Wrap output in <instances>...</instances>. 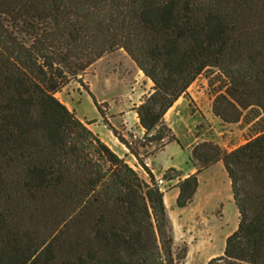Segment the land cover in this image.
Here are the masks:
<instances>
[{"label":"trees","instance_id":"16d2710c","mask_svg":"<svg viewBox=\"0 0 264 264\" xmlns=\"http://www.w3.org/2000/svg\"><path fill=\"white\" fill-rule=\"evenodd\" d=\"M115 49L152 82L133 109L143 136L127 140L86 90L147 179L56 97ZM207 70L212 113L257 132L231 151L203 142L194 173L164 175L183 208L198 174L222 162L239 221L206 264H264V0H0V264H179L144 157L178 141L165 115Z\"/></svg>","mask_w":264,"mask_h":264},{"label":"rangeland","instance_id":"374dc122","mask_svg":"<svg viewBox=\"0 0 264 264\" xmlns=\"http://www.w3.org/2000/svg\"><path fill=\"white\" fill-rule=\"evenodd\" d=\"M13 31L25 45L31 44L30 36L15 29ZM82 81L83 85L76 80L70 81L56 93V97L79 119L90 123L88 128L110 145L141 177L147 178L137 160L106 128L86 89L101 104L106 120L115 124L127 140L134 142L143 136V131L139 129L133 109L152 91V82L122 49H115L92 63L82 75ZM217 86L218 80L210 70L198 76L188 88L186 96L179 98L165 115V121L178 141L170 142L160 153L144 157V162L150 163L156 171L154 185L156 176L163 175L167 181L163 193L173 228L174 246L178 253L185 254L179 264H206L211 258L222 255L226 238L238 226L239 214L222 162L198 174V189L190 203L183 208L175 203L178 180H168L164 175L169 167L180 171V179L183 174L194 173L195 160H190L191 152L203 142H211L231 151L256 134L258 126L252 123L245 120L225 123L212 113ZM152 149L153 145H149L139 150Z\"/></svg>","mask_w":264,"mask_h":264},{"label":"crops","instance_id":"0c3cea01","mask_svg":"<svg viewBox=\"0 0 264 264\" xmlns=\"http://www.w3.org/2000/svg\"><path fill=\"white\" fill-rule=\"evenodd\" d=\"M143 74V73H142ZM179 100V99H178ZM177 100V101H178ZM176 103V102H175ZM174 107V105L170 108V109H172ZM169 109V110H170ZM108 123L109 124H111L113 127H115L116 129H117V126H115V124H113L111 121H108ZM105 125V124H104ZM139 125V124H138ZM139 129L141 130V131H143L142 130V128L140 127V125H139ZM115 138V137H114ZM116 139V138H115ZM117 140V139H116ZM117 142H118V140H117ZM119 143V142H118ZM120 144V143H119ZM120 145H122V144H120ZM110 146V145H109ZM123 146V145H122ZM124 147V146H123ZM125 148V147H124ZM126 149V148H125ZM147 165V167L150 169V171L154 174V175H156V171H155V169L152 167V165L149 163V164H146ZM173 168H175V167H173ZM167 169V168H166ZM176 170H178L177 168H175ZM165 170V169H164ZM179 171V170H178ZM189 174H183L182 175V178H184V177H186V176H188ZM144 179H147L146 178V176L144 177ZM178 192V191H177ZM177 195H178V193H177Z\"/></svg>","mask_w":264,"mask_h":264},{"label":"built area","instance_id":"2783aa9c","mask_svg":"<svg viewBox=\"0 0 264 264\" xmlns=\"http://www.w3.org/2000/svg\"><path fill=\"white\" fill-rule=\"evenodd\" d=\"M167 181L165 180V178L163 177V175L160 176H156L155 177V185L156 187H158V189L160 191H165V185H166Z\"/></svg>","mask_w":264,"mask_h":264}]
</instances>
